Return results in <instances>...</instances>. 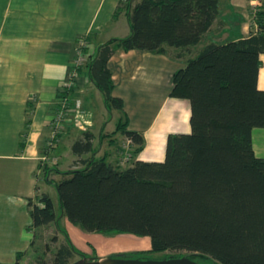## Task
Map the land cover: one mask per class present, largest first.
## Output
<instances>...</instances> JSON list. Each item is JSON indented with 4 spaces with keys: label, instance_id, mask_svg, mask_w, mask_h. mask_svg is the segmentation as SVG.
<instances>
[{
    "label": "trees",
    "instance_id": "1",
    "mask_svg": "<svg viewBox=\"0 0 264 264\" xmlns=\"http://www.w3.org/2000/svg\"><path fill=\"white\" fill-rule=\"evenodd\" d=\"M258 9L248 34L208 41L173 72L169 95L188 99L190 131L167 136L162 160L135 159L118 167L105 156H84L93 150L94 133L81 130L70 146L72 167L54 183L70 222L88 231L147 236L154 252L185 251L194 260L201 254L212 264H264V157L255 155L251 141L252 128L264 127V89L257 86L264 0ZM218 12V0L118 1L112 17L124 14L129 33L98 45L83 66L105 106L122 113L116 131L131 140L132 154L144 138L127 129L123 100L112 94L110 56L116 48H173L182 57ZM30 120L27 115L25 128ZM24 137L25 131L20 146ZM37 200L41 204L28 201L31 245L41 228L56 221L51 197L41 192ZM76 252L64 240L49 260L37 255L28 264H69ZM4 264H21L19 254Z\"/></svg>",
    "mask_w": 264,
    "mask_h": 264
},
{
    "label": "crops",
    "instance_id": "2",
    "mask_svg": "<svg viewBox=\"0 0 264 264\" xmlns=\"http://www.w3.org/2000/svg\"><path fill=\"white\" fill-rule=\"evenodd\" d=\"M118 1L0 0V264L15 260L18 254L21 264L34 262L28 201L41 204L37 197L45 192L39 185L42 171L43 180L53 184L58 181L55 173L64 176V170L56 168L47 177L51 169L42 161L45 153L63 151L66 169L76 159L70 146L83 129L74 127L70 116L64 120L67 130L57 137L63 144L53 149L47 146L53 108L76 96L82 99L86 112L82 118L88 121L86 129L94 133L93 150L84 156H105L118 167H126L135 159L162 160L167 136L190 131L188 99L169 95L173 72L208 41L236 39L248 34L252 24L255 27L250 0H224L227 5L223 13L218 0V15L201 38L205 42L200 40L182 57H175L178 49L172 48L166 53L116 48L108 60L112 94L123 100L127 129L142 132L144 138L134 155L131 140L116 131L122 113L105 106L83 66L96 54L98 45L129 33L124 14L112 17ZM228 16L229 22L221 18ZM80 40L86 60L72 77V61ZM260 59L257 86L264 89V52ZM68 80L72 84L66 88ZM106 108L116 114L112 125L105 118ZM28 114L31 120L25 128ZM67 139L69 142L64 143ZM251 141L255 155L264 157V127L252 128Z\"/></svg>",
    "mask_w": 264,
    "mask_h": 264
},
{
    "label": "rangeland",
    "instance_id": "3",
    "mask_svg": "<svg viewBox=\"0 0 264 264\" xmlns=\"http://www.w3.org/2000/svg\"><path fill=\"white\" fill-rule=\"evenodd\" d=\"M225 1L220 0V13H223V9L227 5ZM250 9L253 12V7L251 5V2H250ZM255 9H258V5L255 7ZM221 18H223L227 22L231 20V17L229 16L226 19L225 17H221ZM235 24L236 23L233 22L232 27ZM227 40L230 39L221 38L220 40H218V38H216L217 42H225ZM204 42L205 40L202 39L200 43L203 44ZM94 91L98 93V90L96 88H94ZM73 99L66 103V105L69 107V112H66L65 116L71 117L72 125L74 127L79 129H86L85 127L86 123L82 118L83 113H86L83 112L82 109L83 107L82 99L79 98V96L73 97ZM77 100L79 101V107L76 108L75 102ZM103 109L105 111L104 107ZM62 111L63 109L61 104L53 108V113H54L53 118L55 116H58ZM105 118L106 120H110V125H112L117 120L116 114L113 113L112 110H108L107 108H106ZM75 119H77V121L81 124L80 127L74 124ZM66 128H67L66 124H64L63 122V128L61 129L62 133L60 132L56 135V139L52 141V146L49 147L47 143L50 149L56 148L57 144L59 143L63 144V142L60 141V138L62 137L63 132L67 130ZM57 137L60 138L58 139ZM68 142L69 139L64 141V143H68ZM64 147L65 146H63V148ZM63 154H64L63 151L60 153L57 152V154L56 152H51L50 154L48 152L45 153L46 157L42 161H47L46 163L49 164V167L51 169L47 171V177L50 176L49 175L50 172L55 173L56 168H58L61 171L66 170L67 158H65ZM43 173L44 172L42 171V173L40 174L39 185L41 186L43 191L47 192L50 195L52 199L56 214V221L55 223H51L48 226L41 228L38 231L37 235L35 236L34 244L32 245V254L33 257L35 256L34 261L37 255L44 257L46 260H49L52 257L56 248L58 247V245L60 244V242L64 240H68L73 245L74 249L77 251L71 257L70 259L71 261H75L83 257L87 259L98 256L107 257L109 255H113L117 253H124L125 255L131 258L155 259V260H161L170 257L185 255L186 253L185 251H180V252H170L167 250L160 252L151 251L149 238L147 236L136 235L130 232L88 231L80 227L78 224H74L70 222L60 210L58 195L55 185L50 181L43 180L42 178ZM55 175H58V177H54L55 180H59L61 175L57 173H55ZM53 236L54 238L52 239ZM195 259L202 264H212L210 258H208L207 256H203L201 254H197ZM24 260H26V258H24Z\"/></svg>",
    "mask_w": 264,
    "mask_h": 264
},
{
    "label": "water",
    "instance_id": "4",
    "mask_svg": "<svg viewBox=\"0 0 264 264\" xmlns=\"http://www.w3.org/2000/svg\"><path fill=\"white\" fill-rule=\"evenodd\" d=\"M69 264H202L187 255L170 257L161 260L139 259L126 257L124 253H117L107 257L81 258Z\"/></svg>",
    "mask_w": 264,
    "mask_h": 264
},
{
    "label": "built area",
    "instance_id": "5",
    "mask_svg": "<svg viewBox=\"0 0 264 264\" xmlns=\"http://www.w3.org/2000/svg\"><path fill=\"white\" fill-rule=\"evenodd\" d=\"M250 2H251V5L253 7L254 16H256L259 9H255V7L257 5L259 6L261 2H260V0H250ZM82 44H83V42L80 41V44L77 47L75 59L72 61V70H71L72 71V77L77 74L78 67L81 66L82 64H84V62L86 60V58H85V56L81 50ZM71 82H72L71 80L66 81V83H65L66 88L71 86V84H72ZM75 107L76 108L79 107V101L78 100L75 102ZM62 109L64 112L62 111L58 116H55L52 119V133L50 136V140L48 142L49 147L52 146V141H54L56 139V135L63 128V122L66 119V116H65L66 112L69 111V107L66 104H62ZM84 122L86 123L85 127L87 128L88 127V121L84 119ZM74 124L76 126H79V127L81 126V124L77 121V119H75Z\"/></svg>",
    "mask_w": 264,
    "mask_h": 264
},
{
    "label": "flooded vegetation",
    "instance_id": "6",
    "mask_svg": "<svg viewBox=\"0 0 264 264\" xmlns=\"http://www.w3.org/2000/svg\"><path fill=\"white\" fill-rule=\"evenodd\" d=\"M126 257H129V256L126 255Z\"/></svg>",
    "mask_w": 264,
    "mask_h": 264
}]
</instances>
